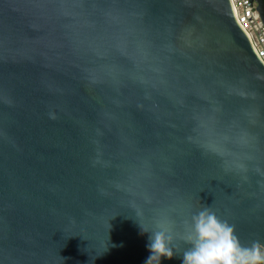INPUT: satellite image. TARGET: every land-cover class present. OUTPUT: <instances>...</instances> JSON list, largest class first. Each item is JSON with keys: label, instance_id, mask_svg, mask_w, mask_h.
<instances>
[{"label": "water", "instance_id": "obj_1", "mask_svg": "<svg viewBox=\"0 0 264 264\" xmlns=\"http://www.w3.org/2000/svg\"><path fill=\"white\" fill-rule=\"evenodd\" d=\"M204 207L264 243V61L231 1L0 0V264H144L139 222Z\"/></svg>", "mask_w": 264, "mask_h": 264}, {"label": "clouds", "instance_id": "obj_2", "mask_svg": "<svg viewBox=\"0 0 264 264\" xmlns=\"http://www.w3.org/2000/svg\"><path fill=\"white\" fill-rule=\"evenodd\" d=\"M139 225L141 234H147L150 253L144 264H162L165 258L176 256L181 264H264V243L254 240L245 245L235 225L211 207L191 211L179 232L166 218L154 228ZM181 243L187 247L181 248Z\"/></svg>", "mask_w": 264, "mask_h": 264}, {"label": "built area", "instance_id": "obj_3", "mask_svg": "<svg viewBox=\"0 0 264 264\" xmlns=\"http://www.w3.org/2000/svg\"><path fill=\"white\" fill-rule=\"evenodd\" d=\"M235 17L248 35L258 56L264 61V22L256 0H230Z\"/></svg>", "mask_w": 264, "mask_h": 264}]
</instances>
